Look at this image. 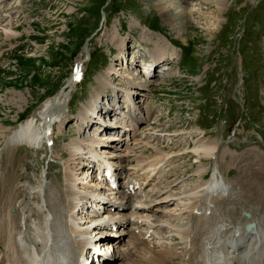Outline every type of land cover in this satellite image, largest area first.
Instances as JSON below:
<instances>
[{
  "label": "rangeland",
  "instance_id": "obj_1",
  "mask_svg": "<svg viewBox=\"0 0 264 264\" xmlns=\"http://www.w3.org/2000/svg\"><path fill=\"white\" fill-rule=\"evenodd\" d=\"M147 2L0 0V11L10 14V25L14 28L10 38H5L0 30V194L2 189H8L11 176L13 179L20 178L19 183H23L32 182L46 173L48 179H54L56 174V178L62 181L61 163L69 154L66 142L79 134L88 138L87 130L93 129L89 124L77 129L74 116L93 88H102L96 81L97 77L104 74L108 65L119 63L117 52L122 42L124 50L138 47V51H147L154 59L162 56L170 62V69L162 76H146L152 82L149 87L151 93L136 98L140 100L138 105L143 116L148 118L151 115L147 122L137 123L138 131L150 135L147 140L155 147L135 145L133 154L127 156L123 164L129 167L136 158L152 159L158 150L171 153L173 156L169 162L172 166L165 162L161 170L164 174H171L169 178L175 184L170 189L178 196L179 189L189 188L213 173L232 179L242 168V159L264 158V0H225L222 12H212V17L213 5H204L200 0H187L188 4H194L199 15L184 16V23L178 29ZM215 15H220L218 23H221L217 27V21L211 25L207 23V19ZM86 47L90 48L89 54L83 50ZM78 57L85 61L84 74L70 91L66 117L60 127L64 137L59 136V128L54 125L50 141L42 148L24 144L5 148L9 133L20 124L32 119L38 127L35 110L46 98L66 86L67 77L73 72ZM128 57L132 58L129 61L131 67H126L125 62L123 66L130 77L142 82L145 76L142 75L141 63L135 65L134 57ZM104 75L108 79L109 76ZM110 81L116 83L118 80L114 77ZM141 92L138 90L136 93ZM106 94L108 96L101 95L100 102L105 103L113 97L111 90ZM113 99L121 104L123 98L120 95ZM106 134L98 137L105 140ZM153 134H162L163 139L153 140ZM198 137L217 144L219 160L214 157L200 160L192 153L191 147ZM104 142L106 147L102 150L119 151L114 147L119 144ZM51 150L60 156L51 155ZM199 161L206 170L203 177L195 172ZM214 205L218 214L230 205L238 206L222 196L214 200ZM163 206L165 209L172 207ZM141 214L157 217L149 212ZM244 214L247 215V212ZM37 217L32 213L27 221L35 222ZM131 219L137 218L132 216ZM185 220V214L177 218L174 216L171 223L180 225ZM189 220L201 222L195 212ZM44 222L46 220L37 219L36 224L41 226ZM206 222L208 219L204 224ZM17 229L16 223H0V241H4L1 247L14 236L6 231ZM66 231L73 233L71 228ZM149 237L145 236L146 241L138 246L152 247ZM119 238L116 237L117 241ZM167 241L171 255L169 261H172L168 264H177L180 261L177 252L181 246L179 239L172 235ZM139 250L131 252L126 261L130 264H151L144 257L136 262ZM0 262H4L2 251ZM118 262L117 259L114 264Z\"/></svg>",
  "mask_w": 264,
  "mask_h": 264
},
{
  "label": "bare ground",
  "instance_id": "obj_2",
  "mask_svg": "<svg viewBox=\"0 0 264 264\" xmlns=\"http://www.w3.org/2000/svg\"><path fill=\"white\" fill-rule=\"evenodd\" d=\"M147 1L162 13L161 16L166 21L172 26L175 25V29L183 25L184 16L189 17L194 13L197 17L199 15V11H195L194 4H188L187 0ZM200 2L207 6L213 5L214 10L210 12L212 17V12H222L221 8L225 0H200ZM9 16L7 12L0 11V30L5 38L13 35L14 28L10 25ZM219 16L215 15L210 20L208 18L207 23L211 25L217 21L215 26L217 27L221 23H218ZM121 44L117 52L119 63L108 65L104 70V74L109 76L108 79L104 74L97 77L96 81L102 88H93L89 98L80 104V109L74 116L77 129L88 124L89 127L93 126V129L87 130L89 139L79 134L66 142L65 147L69 154L61 163L62 181L56 178L58 176L56 174L54 179H48L46 173L32 182L23 183H19L20 178L13 179L11 176L8 189H2L0 223L4 221L16 223L18 229L13 232L6 231L7 234L14 236L2 247L1 244L4 241H0V251L4 260L0 264H33L39 260L40 264H79L81 252L86 243L82 238L88 233L86 226L94 223L100 224L104 228L103 232L109 227L117 226L116 233L105 232L107 235L102 237V241L105 240L104 243L95 244L100 249L98 264H114L117 259L119 260L117 264H130L126 261L127 256L138 249L140 250L136 262L144 257L146 262L151 264L171 263L167 238L172 235L179 239L181 245L178 247L179 251L177 250L178 257L180 256L177 264H264V158L257 159L255 155L256 157H249L251 159H242L240 164L242 168L232 179L229 180L222 174L215 176L216 174L213 173L207 179L195 182L189 188L181 189L182 191L179 189L178 196L170 189L174 188L175 184L174 180L169 178L171 174H164L161 170L165 162L172 166L169 162L173 156L171 153L158 150L154 157L158 158L157 160L136 158L129 167L123 164L124 159L133 154V148L143 146L154 148L155 146L147 140L150 135L138 131L137 126L138 122L144 123L151 119V115L148 118L143 116L138 105L140 100L136 99L138 96L143 97L151 93L149 87L152 82L149 78L146 79L151 72L150 69L146 70L143 64V70H146L142 74L143 77L145 76L144 81L138 82L137 79L130 77L123 62L127 64L126 67H131L129 61L132 58L128 57L125 52L127 48L122 49ZM83 50L87 54L90 52L88 47ZM130 55L136 56L135 53ZM151 59L154 63L167 60L162 56L157 59L151 56ZM133 61L135 65H138L136 60ZM84 62L83 58H76L75 68L67 78L66 86L61 87L54 96L46 98L35 110L38 127L32 119L20 124L19 128L9 133L5 148L24 144L39 149L43 147V141L50 138L54 125L59 128L57 132L60 133L71 98L70 91L83 78ZM114 77L118 80L116 83L110 81L114 80ZM108 90L112 91L113 97L106 100V104L100 102L102 94L108 96L106 94ZM138 90L142 92L136 93ZM120 95L123 97V106L118 100L113 99ZM103 133H107L105 140L98 137ZM59 136L64 137L62 133ZM162 136V134L156 136L153 134L151 138L160 141L163 139ZM194 140L191 151L200 160L211 157L217 159L220 149L215 142L201 138ZM104 141L119 144L114 146L119 151L114 153L102 150L106 147ZM54 154L60 156L59 153L51 150V155ZM103 159H106L108 164L102 168V171L117 166V172L115 169L113 173L116 172V175L113 174V178L118 179L119 183L117 182V187L110 192L96 181L88 169L89 161L95 160L96 164ZM84 167L85 169L81 172L80 169ZM205 171L204 164L199 161L195 170L196 174L203 177ZM1 174L2 171H0ZM86 195L94 196L96 200L94 206L97 211L102 208V215L88 209L82 223L85 228H82L75 221L72 211L78 200ZM220 196L238 206L226 207V205L224 212L218 214L214 200ZM166 204L171 205V209H165L163 205ZM23 209H26L25 212L21 211ZM187 211H189L188 215ZM194 211L198 213L201 222L194 223L189 220ZM142 212H149L151 216L157 215V217H149V214L142 216ZM246 212L247 215L244 214ZM32 213L38 216L37 219H43L46 222L41 226L36 224L37 219L35 222H28L27 218ZM184 214L186 215L184 223L180 225L171 223L174 216L177 218ZM132 216L137 219L132 220ZM206 219L208 222L204 224ZM247 223H252L250 230L245 228ZM67 228H71L73 233H68ZM96 230L95 227L94 231L100 234V231ZM147 231L152 245L151 248L148 246V249L146 246L144 248L138 246L146 241L144 233ZM118 234L120 238L117 243L113 242L117 240ZM166 235L169 236L166 238ZM139 264L146 263L139 262Z\"/></svg>",
  "mask_w": 264,
  "mask_h": 264
},
{
  "label": "water",
  "instance_id": "obj_3",
  "mask_svg": "<svg viewBox=\"0 0 264 264\" xmlns=\"http://www.w3.org/2000/svg\"><path fill=\"white\" fill-rule=\"evenodd\" d=\"M251 227H252V223H248V224L245 226V228H246L247 230H249Z\"/></svg>",
  "mask_w": 264,
  "mask_h": 264
}]
</instances>
